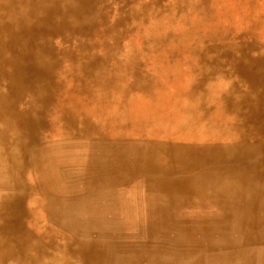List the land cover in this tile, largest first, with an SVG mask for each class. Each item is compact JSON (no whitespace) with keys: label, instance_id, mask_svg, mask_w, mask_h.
Instances as JSON below:
<instances>
[{"label":"bare ground","instance_id":"1","mask_svg":"<svg viewBox=\"0 0 264 264\" xmlns=\"http://www.w3.org/2000/svg\"><path fill=\"white\" fill-rule=\"evenodd\" d=\"M0 264H264V0H0Z\"/></svg>","mask_w":264,"mask_h":264},{"label":"rangeland","instance_id":"2","mask_svg":"<svg viewBox=\"0 0 264 264\" xmlns=\"http://www.w3.org/2000/svg\"><path fill=\"white\" fill-rule=\"evenodd\" d=\"M85 152V151H84ZM83 153V152H81ZM139 194L138 196H135V198L133 199V204L136 205L137 207V211L138 213H135L136 216L140 215L141 217L144 216L145 217V211L147 210V205H146V199L143 195V188L140 187V185H138L137 187Z\"/></svg>","mask_w":264,"mask_h":264}]
</instances>
